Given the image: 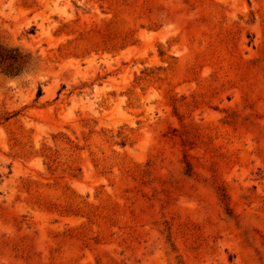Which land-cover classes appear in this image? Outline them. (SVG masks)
<instances>
[{"label": "rangeland", "instance_id": "obj_1", "mask_svg": "<svg viewBox=\"0 0 264 264\" xmlns=\"http://www.w3.org/2000/svg\"><path fill=\"white\" fill-rule=\"evenodd\" d=\"M0 264H264V0H0Z\"/></svg>", "mask_w": 264, "mask_h": 264}]
</instances>
